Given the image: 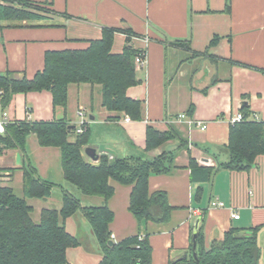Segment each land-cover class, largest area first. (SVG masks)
I'll list each match as a JSON object with an SVG mask.
<instances>
[{
	"label": "crops",
	"instance_id": "0c3cea01",
	"mask_svg": "<svg viewBox=\"0 0 264 264\" xmlns=\"http://www.w3.org/2000/svg\"><path fill=\"white\" fill-rule=\"evenodd\" d=\"M27 1L47 8L41 14L44 20H0L1 76L33 79L44 70L47 52L84 50L90 41L101 39L106 28L131 34L128 41L125 32L116 33L113 53L132 46L147 54L146 63L136 65L139 84L127 90L128 97L144 104L141 121H127L125 114L105 109L100 85H70L66 109L55 108L48 91L17 94L5 108L0 101V109L8 110L12 122L67 118L74 130L77 112L84 109L91 113L85 148L94 147L98 155L143 159L175 155L176 168L168 175H153L149 181L150 193L166 192L170 205L176 208L165 224L140 226L129 212L132 187L112 182L116 192L108 205L115 214L110 225L114 243L145 229L152 264H173L190 253L196 221L205 213L200 226L207 247L231 229L249 232L258 227L260 264H264V156L257 158L249 172L219 170L209 182H192L189 168L191 159L201 167L227 161L224 148L229 143L232 119L242 108H249L252 119L264 121V0ZM175 41L186 44L174 45ZM202 125L207 129L202 130ZM149 126L160 132L173 127L187 145L182 149L179 140H170L148 151ZM33 142L29 146L28 138L26 153L9 149L0 156V168L13 175L8 186L14 189L17 172L23 184V168L31 165L42 180L60 190L61 204L56 210H61L65 192L78 196L84 207L105 204L100 197L81 198L76 188L65 183L59 149L40 147L37 138ZM36 152L45 160L59 161L58 173L52 171L50 162L44 165ZM216 202L225 206H213ZM233 213L240 218L234 219ZM66 229L81 243L67 250L70 264L102 262L88 222L74 215L66 220Z\"/></svg>",
	"mask_w": 264,
	"mask_h": 264
},
{
	"label": "trees",
	"instance_id": "16d2710c",
	"mask_svg": "<svg viewBox=\"0 0 264 264\" xmlns=\"http://www.w3.org/2000/svg\"><path fill=\"white\" fill-rule=\"evenodd\" d=\"M9 4L0 5V20L24 21L44 20L42 4L27 0H5ZM125 32L130 41V31L104 29L101 39L89 42L84 50L49 51L45 57L44 70L33 79H14L10 75L0 76V101L5 108L17 94L48 91L52 94L54 107L68 106V90L72 84L100 85L102 106L110 112L123 113L131 120H143V102L128 97L127 90L139 84L136 73V57L142 52L126 46L124 51H112L116 33ZM217 38L213 44L217 42ZM186 42L175 41L174 45ZM240 65V63H237ZM192 114V110L189 112ZM244 119L233 123L229 132V143L224 148L228 155L225 162L216 167H201L191 159L192 182L213 179L219 170L249 172L260 156H264V121L252 119L248 107L241 110ZM6 135L0 139V156L9 149H19L26 153L28 138L35 135L40 147L57 148L61 153L64 178L84 196L103 198L105 204L99 207H84L74 195L65 192L61 210L43 209L40 222L32 218L33 207L30 199L49 197L55 185L42 180L36 169L24 167V198L16 195L8 185H0V264H70L67 257L69 248L81 243L66 229V220L81 212L97 241L102 255L100 264H152V248L149 235L143 231L124 239L113 246L110 225L115 214L108 202L115 195L112 182L131 186L129 212L140 226L152 222L165 224L170 221L176 208L169 203L164 191L150 193L149 181L153 175H168L175 168V155L164 153L153 159L135 157L110 159L101 155L98 162L89 161L84 148L89 144V129L78 134L72 129L67 118L54 121H14L8 124ZM74 135L75 141H70ZM170 140H179L180 148L187 143L180 134L170 127L160 132L152 126L147 129V150H154ZM10 171L11 170H5ZM12 173V172H11ZM202 194L198 191L197 197ZM205 213L202 215L204 221ZM256 227L249 232L231 229L223 239L206 246L202 226H200L196 256L193 252V235L187 262L194 264H260L262 251L258 245Z\"/></svg>",
	"mask_w": 264,
	"mask_h": 264
},
{
	"label": "built area",
	"instance_id": "2783aa9c",
	"mask_svg": "<svg viewBox=\"0 0 264 264\" xmlns=\"http://www.w3.org/2000/svg\"><path fill=\"white\" fill-rule=\"evenodd\" d=\"M8 3L5 0H0V5H7ZM146 57L147 54L145 51H142L135 59V63L137 66H142L146 63ZM1 76V75H0ZM3 95V91H0V98ZM78 115V123H77V127H76V131L78 134H83L86 129H87V125L89 123V115L88 113L84 110L81 109L77 112ZM185 115H182L181 118H185ZM244 119V116L242 113H238L233 119H232V123H237V122H241ZM127 121H130L131 119L129 117H127L126 119ZM12 122L11 117H10V113L8 112V110L6 109H0V139L2 137H4L7 133L6 128L8 126V124H10ZM202 130H206L207 126L206 125H202L201 126ZM2 146L1 141H0V147ZM101 155H107L105 153H101L99 154V156ZM111 159H113L111 157ZM12 173L10 171H5L4 169L0 168V185L1 186H6L8 185V183L11 181L12 179ZM213 206L216 207H221L223 208L225 205L224 203H220V202H216V203H212ZM232 217L234 219H239L240 216L236 213H233ZM114 237H112L113 239Z\"/></svg>",
	"mask_w": 264,
	"mask_h": 264
},
{
	"label": "rangeland",
	"instance_id": "374dc122",
	"mask_svg": "<svg viewBox=\"0 0 264 264\" xmlns=\"http://www.w3.org/2000/svg\"><path fill=\"white\" fill-rule=\"evenodd\" d=\"M91 114V113H90ZM89 114V115H90ZM90 117V116H89ZM90 120V119H89ZM73 137V136H72ZM74 138V137H73ZM76 138V137H75ZM36 139L35 135H31L29 137V146L32 147L33 145V141ZM32 154H34L33 150H31ZM85 153V151H84ZM36 155H38V158L41 160H43V164L46 165L50 162L51 166H52V171L56 174L58 173V165H59V161H55V158H52V161L51 160H45V158L38 152H36ZM109 156V155H107ZM110 157V156H109ZM111 159V157H110ZM57 164V166H56ZM42 165V166H44ZM24 170V168H23ZM56 176V175H55ZM58 174H57V179H58ZM59 180V179H58ZM57 183H59V181H56ZM65 183H69V182H65ZM22 178H20V173L17 172L16 174V182L13 183V187H14V191L16 193L17 196L21 197V198H24V192H23V186H22ZM55 185V184H54ZM57 185H55L56 187ZM74 187V186H72ZM76 188V187H74ZM77 189V188H76ZM54 192V196L53 198L49 199V197L52 196V194L49 196V197H46V198H43V199H30V198H27V202L29 204H31L32 206H34V212L32 213V218L34 219V221L36 223H39L40 222V209L41 208H45V209H57L59 208L60 204H61V199H60V196H61V192L59 189H53ZM78 194L82 197H85L78 189ZM57 194V195H56ZM59 194V195H58ZM78 197V196H76ZM79 198V197H78ZM77 217L79 218V220H83L87 222V220L85 219L84 215L81 213V212H78L77 214Z\"/></svg>",
	"mask_w": 264,
	"mask_h": 264
},
{
	"label": "water",
	"instance_id": "95a60500",
	"mask_svg": "<svg viewBox=\"0 0 264 264\" xmlns=\"http://www.w3.org/2000/svg\"><path fill=\"white\" fill-rule=\"evenodd\" d=\"M85 155L88 158H90L93 162H98L99 157H100L98 155V153H97V149H95L94 147L85 148ZM201 221H202V218H199L196 221V224H195V227H194V230H193V252H194V256H196V252H195L196 243H197L196 240H197V237H198V232H199V229H200ZM109 244L111 246H113L115 243H114V241H110ZM187 260H188V255H184L182 258L178 259L173 264H194V263H191V262H187Z\"/></svg>",
	"mask_w": 264,
	"mask_h": 264
}]
</instances>
